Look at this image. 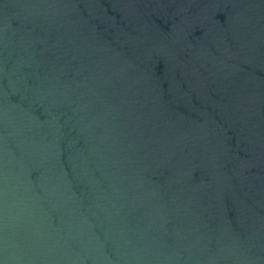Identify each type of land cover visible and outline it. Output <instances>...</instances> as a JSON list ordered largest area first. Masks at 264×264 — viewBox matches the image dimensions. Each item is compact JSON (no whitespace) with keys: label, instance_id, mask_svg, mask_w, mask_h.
I'll return each instance as SVG.
<instances>
[{"label":"water","instance_id":"1","mask_svg":"<svg viewBox=\"0 0 264 264\" xmlns=\"http://www.w3.org/2000/svg\"><path fill=\"white\" fill-rule=\"evenodd\" d=\"M0 264H264V0H0Z\"/></svg>","mask_w":264,"mask_h":264}]
</instances>
